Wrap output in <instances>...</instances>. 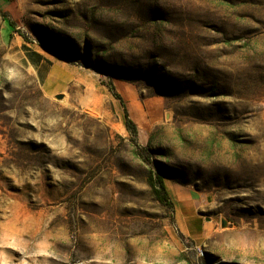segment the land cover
Wrapping results in <instances>:
<instances>
[{"label": "rangeland", "instance_id": "1", "mask_svg": "<svg viewBox=\"0 0 264 264\" xmlns=\"http://www.w3.org/2000/svg\"><path fill=\"white\" fill-rule=\"evenodd\" d=\"M22 42L78 67L60 98ZM0 264H264V0H0Z\"/></svg>", "mask_w": 264, "mask_h": 264}, {"label": "crops", "instance_id": "2", "mask_svg": "<svg viewBox=\"0 0 264 264\" xmlns=\"http://www.w3.org/2000/svg\"><path fill=\"white\" fill-rule=\"evenodd\" d=\"M20 54L22 63L36 73L41 90L48 96L64 92L79 74L74 62L42 44L22 42ZM173 195L174 217L186 227V218H194L199 203L191 191L180 187L174 188Z\"/></svg>", "mask_w": 264, "mask_h": 264}, {"label": "trees", "instance_id": "3", "mask_svg": "<svg viewBox=\"0 0 264 264\" xmlns=\"http://www.w3.org/2000/svg\"><path fill=\"white\" fill-rule=\"evenodd\" d=\"M1 13H2L3 20L9 26L10 25L9 21L6 19L5 15L2 11H1ZM108 88L112 92V94L120 100V102L123 106L124 116H125V120H126L125 125L128 128V130H130V132H132L135 135L137 133L136 125L130 118H128L127 109L124 106L122 97L115 91L114 86L111 82L109 83ZM148 184L151 188L152 194L154 195V197L158 201L167 202V204L170 207H173L172 202L169 199L168 192H167V189L165 187V183L163 181L161 174L153 173L152 171H150L149 175H148Z\"/></svg>", "mask_w": 264, "mask_h": 264}, {"label": "bare ground", "instance_id": "4", "mask_svg": "<svg viewBox=\"0 0 264 264\" xmlns=\"http://www.w3.org/2000/svg\"><path fill=\"white\" fill-rule=\"evenodd\" d=\"M17 215V214H16ZM14 216V215H13ZM16 217V216H15ZM17 217H19V216H17ZM11 218H13V217H11ZM16 219V218H15ZM18 219H20V218H18ZM26 220V219H25ZM22 221V220H21ZM13 222V221H12ZM15 222H16V220H15ZM19 222V221H18ZM27 223V222H26ZM29 223V222H28ZM20 224V223H19ZM17 227V226H16ZM16 227H14V224L13 223H8V224H6V227H5V230H6V234L7 235H10V236H23V235H25L26 233H27V231H26V225L25 226H22V227H20V228H16ZM34 227V226H33ZM28 228V227H27ZM35 229H36V227H35ZM34 229V230H35ZM37 232V231H36ZM3 234V233H2ZM32 234V233H31ZM30 235V234H29ZM3 236H5V235H3ZM11 238V237H10Z\"/></svg>", "mask_w": 264, "mask_h": 264}, {"label": "water", "instance_id": "5", "mask_svg": "<svg viewBox=\"0 0 264 264\" xmlns=\"http://www.w3.org/2000/svg\"><path fill=\"white\" fill-rule=\"evenodd\" d=\"M56 96H57V98H60V96H61V95H60V94H58V95H56Z\"/></svg>", "mask_w": 264, "mask_h": 264}]
</instances>
